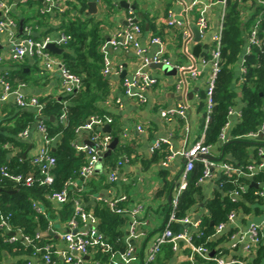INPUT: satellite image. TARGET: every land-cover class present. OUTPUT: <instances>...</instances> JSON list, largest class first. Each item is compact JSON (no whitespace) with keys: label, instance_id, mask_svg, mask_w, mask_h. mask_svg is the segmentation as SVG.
Segmentation results:
<instances>
[{"label":"trees","instance_id":"trees-1","mask_svg":"<svg viewBox=\"0 0 264 264\" xmlns=\"http://www.w3.org/2000/svg\"><path fill=\"white\" fill-rule=\"evenodd\" d=\"M105 1L108 0H103ZM36 3L40 4L39 0H18L14 5L16 11L11 9L9 15L17 22L21 20L25 25L29 18L25 13ZM63 3L64 8L59 5L60 7H55L54 10L56 15L62 17L59 25L62 33L69 38L65 43L58 45L64 50L56 56L69 72L80 78V86L70 93L64 92L60 97H37L42 104L40 114H37L33 108H20L16 103H0V168L5 167L9 174H21L33 178V181L26 185L3 176L0 171V217L8 216L12 230L33 238L35 245H50L49 243L54 240L50 234H46L50 222L53 218H58L60 221L70 219L74 215V202L79 201L86 211L91 209L99 219V230L105 234L113 248L121 249L123 245L121 227L126 223V216L110 211L106 202L95 201L93 204L88 202L92 194L108 186L107 173L117 168L120 156L123 152L129 151V146L117 145L111 154L102 156L104 169L95 174V177L87 179L80 177L79 173L87 161L88 152L78 151L75 148L78 139L89 137L99 130V124H92L88 131L82 129L92 118L98 119L101 124L111 119L109 123L111 137H119L122 132L119 116L109 110L110 104H105L107 100L112 101V93L107 78L101 73L103 61L100 45L104 42L100 28L101 19L94 15L81 18L87 9L86 0H64ZM132 5L133 15L137 14V10H142L137 1L133 0ZM71 11L77 15L73 18L65 17ZM37 14L38 11L32 17L37 19L40 15ZM43 19V15H40L39 21ZM146 22H148V30L153 29L152 19L146 12H142V18L136 22L142 31L146 30ZM253 27L260 38L264 37V4L257 0H227L221 32L220 68L214 82L213 104L205 129L204 142L214 146L219 141L222 128L230 119L229 110L238 108L239 115L231 124L229 138L222 146L224 153L227 154L225 162L233 166H245L252 161L258 162L259 155L255 154V159L251 160L248 157V150L253 148L255 151L258 146L264 145V141H260L259 137H244L249 132L257 131L264 121V49L258 44H250L249 51L246 54L242 53L246 38ZM241 55L245 67L242 81L236 76ZM30 58L37 71L42 69L35 56L4 61L8 67L1 74L11 88L30 82V74L34 68L29 64ZM62 112H65L63 121L60 119ZM198 112L202 114V122L206 112L203 90L199 93ZM40 118L45 125L47 136L51 138L47 145L48 149L55 157L50 183L41 180V170L33 161V156L23 155L28 143L19 138L21 131L30 130ZM165 147V145L160 146L151 158L142 162L154 161L159 150L162 151ZM164 152H161V156ZM202 170V163L195 162L194 169L188 175L186 187L178 197L175 216L183 217L193 207L202 203L205 210L200 217V227L190 232L191 240L196 246L206 247L209 252H213L212 255L220 256L222 250L219 244L227 239L228 234L216 235V227L220 223L227 222L230 212L236 215L242 213L244 216L250 214L253 208L255 213L259 212L258 204L261 202V197L255 193L258 189L254 184H250V179L262 182L264 168L257 171L250 179L233 172H225L218 180L219 189H214L210 197H204L203 187L198 182ZM70 181L73 182L71 186L68 185ZM239 184H247V189L243 191L238 189ZM176 187L177 181L173 179L165 182L159 192H172ZM63 188L67 190L68 198L64 203L57 204L50 196ZM233 189L239 190L237 197H231L230 191ZM34 204L43 210H36ZM170 211L171 206H166L164 226L170 227L173 233L188 230L185 224L168 220ZM76 219L78 221L80 218L76 217ZM8 237V232L0 228V264L7 257H16L14 264H25L33 257L41 258L40 253L33 254L32 244H26L21 239L11 242L8 241ZM50 248L52 260L57 262L52 245ZM185 251L192 258L177 264H215L213 260L204 259L192 252L189 246H185ZM174 252L173 243L166 242L162 244L155 259L148 264H168ZM94 254L95 258L101 261H106L108 256L99 250ZM251 258L250 264H259L264 258V234L255 246L254 255L242 257L244 260Z\"/></svg>","mask_w":264,"mask_h":264},{"label":"crops","instance_id":"crops-1","mask_svg":"<svg viewBox=\"0 0 264 264\" xmlns=\"http://www.w3.org/2000/svg\"><path fill=\"white\" fill-rule=\"evenodd\" d=\"M18 0H8L11 4V9L14 11V5ZM22 1V0H20ZM64 0H39L40 4H34L32 9L25 13L29 17L25 25L23 23L20 27V21L14 20L15 25L11 28V32L15 37L30 35L35 39L49 38L51 42H55L62 33L60 23L62 17L56 15L55 7L64 8ZM84 11L82 19L90 16H96L101 19L100 28L102 30L104 41H106L117 29L128 27L123 21L128 16V8L120 4L121 0H94L96 2V12ZM140 3L142 10H137V15L142 18V12H146L153 22V29L148 30V22H146V30L143 31L140 38L141 47L144 48V55L150 59L157 51V45L149 42L151 36L159 37L165 46V56L172 63L171 66L175 68L174 74L165 73L162 68L150 67V64L145 67V73L153 79L151 87L142 93L144 100L140 101L137 98H128L124 95L122 86L123 80L130 78L135 73L140 63V56L132 48H109V54L115 69L119 66L118 71L110 73L106 78L110 84L112 93V101L110 99L109 110L113 111L120 118L122 132L117 138V142L110 150V154L117 145H128L129 151L123 152L120 156V164L117 166L114 180H109L108 173L106 183L108 186L103 187L91 195L88 204H93L95 201L106 202L112 197H121V206L127 209H133L135 206H140L137 220L138 237L135 239L129 238V225L131 217L126 216V223L121 227L122 230V248L114 249L108 238L99 230V219L93 214L91 209L85 210L83 205L81 207L85 211V219L78 216L80 219L76 221V231L89 234L93 240V244L88 250V253L83 256L81 263H70L64 258L66 251L65 243L61 239L62 235L70 231L69 219L67 221H60L58 218H53L48 226L47 233L53 237V241L49 244L55 250L57 262L54 264H108L113 260L117 264H143L148 254L149 246L151 245L155 235L165 228L164 209L170 206L171 199L174 196L176 188L171 192L160 193L159 191L164 186L165 182L177 181L179 183L180 176L185 167L184 150L193 142L199 139L204 129L201 122L202 114L198 112L199 93L201 90L205 91L206 81L209 75V63L203 65L201 63L202 57H206L210 52L213 44L211 41V34L214 33L219 24L223 6L221 3H215L208 8L207 20L209 27L204 34H200L197 27V17L199 7L194 8L189 12L184 11V4H189L190 0H135ZM206 2V0H200ZM215 1V0H214ZM26 5V3L24 4ZM60 5V6H59ZM63 5V7H62ZM16 11V10H15ZM43 15V20L39 21L40 15L37 19L32 17L37 13ZM47 14V16L45 15ZM172 14L171 16H169ZM77 13L69 12L65 17L73 18ZM171 17V18H170ZM2 14L0 13V19ZM139 18V19H141ZM168 19H173L176 24H168ZM127 21V20H126ZM257 22V21H256ZM254 28V27H253ZM252 28V29H253ZM251 29V31H252ZM198 37H197V33ZM248 38H246L243 54L247 51ZM8 37L7 34L0 33V54L3 55V62L0 65V73L8 67L4 63L5 60L11 59L8 56ZM199 45L197 55H195L194 47ZM240 60L236 68V76L241 77ZM31 66L34 65L32 58L29 60ZM165 65V64H164ZM192 66L200 73L197 77H191L187 71L182 72L176 66ZM34 67V66H33ZM41 68V66L39 65ZM27 70V68L25 69ZM31 80L28 84H22L18 87L19 91L29 96H50L60 97L64 94L61 85V76L55 71H46L44 69L36 70L35 67L30 74ZM117 100L119 102H117ZM6 102L15 103V96L11 95ZM239 107V106H238ZM165 109H182L183 114L174 113L168 119L161 117L160 110ZM238 111V108H234ZM206 113V112H205ZM237 119L236 115H232L229 119V128L231 124ZM111 121V119H110ZM104 122L101 132L110 134L109 131H103V126L110 123ZM141 126V130L137 128ZM34 124L25 137H20L23 141L28 143V148L24 151L25 154L33 155L36 153L41 144V136L36 130ZM86 131V130H84ZM229 131V129H228ZM111 137L109 143L113 140ZM260 141H264V135H261ZM88 137H81L77 140V145L85 146ZM108 143V145H109ZM166 146L159 150L154 161L143 163L142 160L151 158L154 154L150 149L155 144ZM223 144L219 140L214 146L210 148L211 159L216 165L211 167V176L198 182L202 185L204 197H210L214 189L220 187L218 180L224 174V170L218 167V164L225 162L227 154L224 153ZM107 145V148L108 147ZM165 150V152L163 151ZM161 152L164 155L161 156ZM257 150L253 148L248 150V157L251 160L255 159ZM168 156H171L168 159ZM164 162L166 164H164ZM201 162V161H198ZM256 162V161H252ZM202 163V162H201ZM203 165V163H202ZM98 167V168H97ZM94 173L88 178L95 177L97 173L102 171V160L98 163ZM262 169V168H261ZM260 169H257L259 171ZM175 176H177L175 178ZM251 178L252 176H246ZM250 184L257 187V191L264 190L262 182L253 181L250 179ZM244 189H247V184H243ZM255 193L261 197V202L258 204L259 212H252L248 215L238 213L235 220L226 225L216 235H226V240H222L219 244L222 254L220 256L224 259H242V257L254 255L255 248L252 252L245 251V245L248 241L246 231L250 224L260 225L262 235L264 234V193L262 195ZM171 195L170 203L168 196ZM55 202V201H54ZM57 203V202H56ZM59 204V203H57ZM43 209L41 208V211ZM202 203L199 206L193 207L186 215L192 219L201 217L204 211ZM74 230V229H73ZM71 229V231H73ZM195 230L188 226L185 230L190 234ZM184 231V230H183ZM185 246H188L183 240H177L173 243L174 255L168 264H177L181 261L191 259L185 251ZM96 250L106 253L108 256L106 261H101L95 258L94 252ZM131 250L130 256L126 253ZM16 257H7L2 264H14ZM252 258L246 260V264H250ZM27 262L32 264H45L42 258L33 257ZM27 262L25 264H27ZM259 264H264V258Z\"/></svg>","mask_w":264,"mask_h":264},{"label":"built area","instance_id":"built-area-1","mask_svg":"<svg viewBox=\"0 0 264 264\" xmlns=\"http://www.w3.org/2000/svg\"><path fill=\"white\" fill-rule=\"evenodd\" d=\"M128 3L132 4L133 0H126ZM191 2L189 4H184V11L187 13L191 10H193L196 7H199V13L197 17V27L200 32V34H204L208 27V20H207V11L210 6H212L215 3H221L223 6L221 17L219 20L218 28L217 30L211 34V41H212V48L208 55L206 57H202L201 63L203 65L209 63V75L208 79L206 81L205 85V104H206V113L204 118V129L201 133V136L198 140L193 142L189 147H187L184 150V156L186 158L185 160V167L182 171V174L179 179V183L176 187V190L174 192V196L171 199V211L168 217L169 221H178L180 223L185 224L186 226L193 227L194 229H198L200 227L201 218H195L192 219L190 216L185 215L183 217L177 218L175 216V207L177 205L178 197L181 193V191L186 187L187 184V178L189 173L194 169L195 162L201 161L203 163V170L202 174L199 177V181H203L204 179L211 176V167L216 165L215 162H213L211 159L201 157L202 155H209L210 154V148L211 146L206 144L204 142V136H205V129L207 122L209 121V113L211 111V107L213 104V90H214V82L217 75V72L220 68V48H221V32L223 27V19L225 16V7L227 0H206V2H201L200 0H190ZM260 3L264 4V0H257ZM11 10V4L8 3L6 0H0V13L2 14V18L0 19V33L7 34L8 37V56L9 58L13 60L21 59L25 56H35L38 59V64L41 66L42 69L46 71H55L61 76V85L63 88V91L66 93H70L80 86V78L69 72L61 62V60L53 53L47 50L46 45L48 42H51L49 38L44 39H35L31 37L30 35H24V36H17L12 34L11 28L15 25L14 20L12 17H10L9 12ZM170 14L169 16H171ZM135 18V15H133L132 8H128V16L126 20L130 22L128 27L119 28L117 29L106 41H104L100 45V52L102 53V69L101 73L104 77H107L110 73L114 71H118L120 67L118 66L116 69L113 66L111 56L109 54L108 49L109 48H122V49H129L132 48L136 51V53L140 56V63L138 68L136 69L135 73L132 77L127 78L123 80L122 86L124 89V95L128 98H137L140 101H143V95L146 90H148L153 82V79H151L146 73H145V67L149 65V63H162L165 65H171L172 63L170 60L165 56V46L163 41L157 37V36H151L149 38V42L152 44L157 45V51L153 55L152 58L148 59L144 55V48L141 47V41L140 38L142 36V29L141 27L135 22H132V19ZM171 18V17H170ZM168 24H176V21L173 19H168ZM69 36L62 34L58 37V39L54 42L57 45L65 43L68 40ZM250 44H258L264 49V37L260 38L257 34V30L254 28L252 29L249 38H248V47L245 54L249 51ZM243 57L240 61V71H241V77L240 81H242L243 74L245 72V67L243 65ZM3 62V55L0 54V65ZM178 69H180L182 72L187 71L191 77H197L200 73V70H197L195 67L192 66H182L177 65ZM19 87V86H18ZM17 88H11V85L8 81H6L3 77V75L0 73V103H4L7 101V99L11 96H15V103L20 108H33L35 109L37 114H40L42 104L35 96H25L23 95L19 89ZM117 102H119L117 100ZM105 104L109 105L110 101H105ZM174 113L183 114L182 109H161L160 115L163 118L168 119L170 115H173ZM232 115H239V112L233 109L229 110V116ZM60 119L63 121L65 119V112L61 113ZM107 121H110V119H107ZM92 124H99L100 128L103 124L100 123V121L96 118H92L88 123H86L82 129L88 131L90 130ZM36 130L41 136V144L36 153H34L33 161L40 167L41 170V180L46 183H50L52 181V175H51V169L55 164V157L50 153L48 149V143L51 141V138L47 136L45 125L42 123L41 118L38 119V121L35 123ZM139 130H141V126H137ZM228 129H229V121H227L222 128V131L220 133L219 140L221 143H225L228 138ZM28 134V129H25L19 133L20 137H25ZM261 135H264V121L262 125L258 128L255 132H249L244 135V137L248 138H258ZM111 139V136L109 134H105L101 132V129L98 131L92 133L88 140L91 141L93 144L85 145L84 147L79 146L75 144L76 150H87L88 152V158L86 163L81 167L80 169V177L83 179H87L89 176H91L96 166L98 165L101 160L99 159L100 155L103 151L106 150L107 145ZM160 147L159 143H155L150 151L153 153ZM257 153L259 155V161L258 162H251L245 166H233L229 163L223 162L218 164V167L224 170V172H233L236 173V175H242V176H253L256 173L257 169L264 168V145H260L257 148ZM171 156H168V159H170ZM120 162H118V165ZM164 164H166L164 162ZM116 169L111 170L108 172V178L109 180H114L116 175ZM1 174L3 176L9 177L11 180L15 182H23L26 185H29L33 178L32 176H23L21 174H9L6 171L5 167L0 168ZM73 182H68V185H72ZM262 184L264 185V180L262 181ZM238 189L245 190L243 184L238 185ZM238 189H233L230 191L231 197H237L238 196ZM258 194L262 195L264 193V190L257 191ZM50 198L61 204L64 203L67 198V190L66 188H63L60 191L53 192L50 196ZM121 197H112L107 199L106 203L110 208V211L116 214H121L125 216L131 217V222L129 225V238L135 239L138 237L139 233L137 232V216L140 212V206H135L133 209H127L121 206ZM34 208L38 211H41V208L34 204ZM80 216L81 218L85 219V211L81 207V203L79 201L74 202V215L71 216L69 219V225H70V231L64 233L61 237L63 242L65 243L66 251L64 252V258L67 262L70 263H81L83 256L88 253V250L90 246L93 244V240L90 238L89 234H86L84 232L80 231H71V229H75L76 227V217ZM236 218V214L234 212H230L227 216V222L226 223H220L216 227V232H220L223 230L226 225L232 223ZM0 228L5 229L8 232V241H16L17 239L23 240L26 244H32L34 247V255L36 253L41 254V258L45 264H54V260H52L51 257V248L50 245L44 244V245H35L34 239L30 238L29 236L21 233L20 231H14L10 227L8 223V216L0 217ZM11 232H14V234H11ZM246 234L248 236V241L245 245V251L252 252L255 246L260 242L262 235V232L260 230V225L257 224H250ZM37 237V236H36ZM35 237V238H36ZM177 240H183L192 250V252L197 253L199 256H201L204 259L207 260H213L215 264H246V260L244 259H236L231 258L229 260L222 258L221 256H214L210 255V252L206 247L203 246H196L193 244L191 240L190 234H188L187 231H180L177 233H173V231L170 229V227L165 226L163 230L158 232L151 245L148 249V254L146 256L145 261L143 264H148L149 262H152L156 255L160 252L162 244L166 242H172L174 243ZM131 250H129L126 255L130 256ZM27 264H32L31 262H27ZM99 264V263H95ZM108 264H117L114 260Z\"/></svg>","mask_w":264,"mask_h":264},{"label":"water","instance_id":"water-1","mask_svg":"<svg viewBox=\"0 0 264 264\" xmlns=\"http://www.w3.org/2000/svg\"><path fill=\"white\" fill-rule=\"evenodd\" d=\"M120 4L123 5L125 8H133V5L128 3L126 0H121L120 1ZM88 12H91V13H95L96 12V2L94 0L88 2ZM139 18H141L140 15H137L134 19H132V22L135 23L139 20ZM123 23L125 25H128L130 24V22L128 21H123ZM21 24H22V21L20 22V27H21ZM197 33V32H196ZM197 37H198V33L196 34ZM46 48L48 51H50L51 53L55 54V55H60L62 52H63V48L62 47H59L56 43L54 42H48L47 45H46ZM198 50H199V45H196L194 47V54L197 55L198 53ZM242 56V55H241ZM150 67H155V68H162L165 73H168V74H174L175 73V68L171 67V66H168V65H164L162 63H151L150 64ZM52 118V117H51ZM103 131H109V125L108 124H105L103 126ZM117 142V138L114 137L113 140L109 143L108 145V149H106L99 157V159L101 160L102 159V156H105V155H109L110 154V150L112 148H114L115 144ZM86 144L87 145H90L92 146L93 144L91 143V141L87 140L86 141ZM26 152L23 153V155H25ZM201 157H205V158H208V159H212L213 157L211 155H202ZM97 167V166H96ZM98 168V167H97ZM170 199H171V195L168 196V202L170 203ZM76 229L73 230V232H75ZM11 234H14V232H11ZM213 252H210V255H212Z\"/></svg>","mask_w":264,"mask_h":264}]
</instances>
